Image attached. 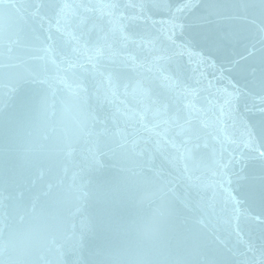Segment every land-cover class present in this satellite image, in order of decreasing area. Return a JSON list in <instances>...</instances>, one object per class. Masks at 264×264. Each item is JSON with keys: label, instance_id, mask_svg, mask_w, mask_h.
Returning <instances> with one entry per match:
<instances>
[{"label": "water", "instance_id": "obj_1", "mask_svg": "<svg viewBox=\"0 0 264 264\" xmlns=\"http://www.w3.org/2000/svg\"><path fill=\"white\" fill-rule=\"evenodd\" d=\"M0 264H264V0H0Z\"/></svg>", "mask_w": 264, "mask_h": 264}]
</instances>
